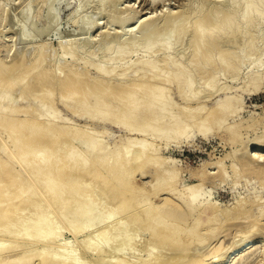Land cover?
<instances>
[{
	"label": "bare ground",
	"instance_id": "bare-ground-1",
	"mask_svg": "<svg viewBox=\"0 0 264 264\" xmlns=\"http://www.w3.org/2000/svg\"><path fill=\"white\" fill-rule=\"evenodd\" d=\"M6 1L0 23L15 40L0 41V264H264V197L222 207L207 187L224 180V157L236 174L264 183V123L248 137L245 119L228 121L243 111L245 91L264 90V60L251 54L264 0H188L181 11L141 17L127 29L138 13L119 6L126 0H85L74 16L93 3L95 14L107 9L108 21L125 30H100L97 49L116 46L98 59L86 34L76 45L60 38L57 56L54 45L35 41L39 6H47V30L56 0L26 1L20 19L4 14ZM93 18L83 14V32L98 26ZM137 50L143 54L129 58ZM239 70L241 84L218 82L220 74L238 80ZM107 124L124 133L106 139ZM213 129L236 146L181 183V165L154 140L168 147Z\"/></svg>",
	"mask_w": 264,
	"mask_h": 264
},
{
	"label": "rangeland",
	"instance_id": "rangeland-1",
	"mask_svg": "<svg viewBox=\"0 0 264 264\" xmlns=\"http://www.w3.org/2000/svg\"><path fill=\"white\" fill-rule=\"evenodd\" d=\"M24 1L23 0H20V1L19 0H7L6 1L7 2L6 3V8L7 7H9V8H7L5 12L6 13L8 12V13L7 14L4 13V14L7 15V17L9 19L11 17H13L15 19H20V17H19L20 15L18 13V11H19L20 8H18V7H21L22 5H24L26 3V1H28L30 3H33V1H35V0H32V2H31V0H24ZM78 1L79 0H56L55 1V6L58 9V16L56 18V21L53 22V24L51 26L52 28L50 27L51 29L48 28L47 30L45 29V27L48 24V21H47L48 20L47 6H46V4H43L42 3L43 6H41V5L39 6V10L37 12V16H36V19L34 21V28L36 30H39L40 31L39 34H38V36L36 37L37 40L35 39V41L37 42V41L42 40L44 42V40H45L49 45L51 43V45H52L51 47L53 49H54V46H55V49L54 50L56 51L55 55L57 56V55H60L61 54L60 52H62V50L59 49V46H58L59 43H58V41H60L62 39L63 40H65V39L68 40V38L69 39L71 38L70 41L73 40V39H75V41H76L75 42L73 40L74 42L71 41V43H74L76 45V43L77 42L79 43V40H81L79 38H81V37L83 38L84 36H86V35L88 36L89 35V37L90 38L92 37L91 39L93 40L92 53L93 52L95 53V55H96L95 58L98 59L99 56L102 57V55H104V56H107L108 55L109 56L110 54H113V50H114V47L116 46V43L115 44L112 43L113 46L110 45V47L106 48L109 51L103 50L105 46L102 49L99 48L100 50H102V51H100L99 49H97L98 48V45H97L98 43H96V40H94V38L95 39L98 38V34L102 32L100 30H105L106 29V30L114 31V29L120 30L122 28H120L117 24L111 23V22L108 21L107 9L104 11V14H98V15L95 14V11H94L95 10V5L93 3H91V5L88 4L86 6V8H85V11L86 12H84V13H86L87 15H89V14L91 15L94 12V18L93 19L94 20L96 19V21H94V20L93 21L96 22V23L98 22V26H100V28L97 25H95L94 26L95 29H94V27H92V29H93V30L91 29L92 32L89 31V33H92V34H89V33L87 34V33L83 32L85 30L81 27V24H82V19H83V14L84 13H79V15H77V17L73 15V12L76 10V8L78 9L80 6H82L85 3V0H83V1L80 0L81 3L78 2ZM191 2H192V0H191ZM191 2L188 1V0H162V2H161V0H159V1H156L154 4H150L148 1H145V0H126V1H120V5L119 6L120 7H122V6L123 7H125V6L129 7V6H131L132 9H134V8L136 9L137 8V13H138L137 14V18H138V20L134 19L133 22H131V24H129V25H127L125 27L127 29V28H130V27H133L134 25H138V23L140 22V20L143 17H145V16H148V15H151L152 16V14H153V16L160 17L163 14L168 13V12H171V11L173 12L174 10H175V12H177L176 10L180 9L181 7H182L181 9L183 10V8H185L186 6H188V4L191 3ZM19 3H20V5H19ZM181 4H182V6H181ZM92 5H94V6H92ZM184 5H186V6L183 7ZM14 7L16 8V10H15ZM40 7H41V9H40ZM87 8H89V10ZM153 8L156 9V10L153 11ZM8 9H11V10L8 11ZM181 9L179 11H181ZM14 10H15V13H14ZM96 12H97V8H96ZM17 13H18V15H17ZM38 14H39V16H38ZM104 15H106V16H104ZM72 17L78 18V19H76L77 20L76 22H78V23L75 22V18H74V23H73V20H72L73 18ZM262 19H263V21H262ZM262 19L260 20L259 24H257V27H252L251 28V29L254 30V33L257 35V38H256V41L257 42H256V46H254V47L256 49H259V50L255 51L256 49L254 47L252 48V50L254 49V51H255V52L254 51L251 52V54L253 53V56L250 55L249 56V59H248L247 65L245 63L244 65L241 66V69H240V70L246 69L245 71L243 70L244 73H246L247 70H248V67H250L249 66V61H251L250 58L252 59V57H253L254 60L255 59H257V60H264V47L261 46V45H264V42H261L262 39L264 41V37H261L262 39L259 40L261 33H262V35L264 34L261 31V30L264 31V16H263ZM157 21L159 22L160 20H157ZM2 24H4V23H2ZM2 24L0 23V26L3 29V31L1 30L2 32L0 31V35L2 34L0 36V41L2 43H4V44H6V43L8 44V42H11L10 40H13L15 38V35H14V37H11L15 33H13L12 30H10L9 28L6 29V23H5L4 26H2ZM4 27H5V29H4ZM42 27H43V29H42ZM97 27H98V29H97ZM142 27L145 30V28L147 26L143 24ZM53 28H55V29H53ZM4 30L5 31L6 30H10V31L5 32ZM46 31H48L49 33L46 32ZM81 31H82V33H81ZM122 31H124L123 33H125V30L124 29H122ZM256 31H257V33H256ZM43 33H45V34H43ZM143 33H144L143 30H138V31H136V36L137 37H140L141 34H143ZM70 35H71V37H70ZM76 35L77 36L79 35V36L77 37ZM74 36L77 38L78 41L76 40V38H74ZM128 36H130V35L129 34H124L123 35V39L121 38L122 41H125V40L128 41L130 39ZM2 37L3 38L4 37H8V38H4L3 39ZM39 38H41V39H39ZM60 38H62V39H60ZM14 40H13V42H14ZM258 40H259V43L261 42L260 44H257L258 43ZM5 41H6V43H5ZM75 45H73V46H75ZM111 46H112V49L113 50L111 49ZM257 47H259V48H257ZM78 48L79 49H77V52H76L77 55L76 56L77 57L78 56L80 57V55L81 56L83 55V52L82 51L84 49H82L80 47H78ZM93 48L96 51L98 50L97 53L95 52V50ZM138 50L142 51L143 48H140L139 47ZM57 51H58V53H57ZM103 51H105V53ZM140 51H138V53L136 51H135L136 53H134V52L131 53L132 55L129 56V58L134 59L135 56H137V54L138 55H142L143 53H141ZM174 52L172 54L173 55H177V57H179L178 54L176 52L174 54ZM79 53H81V54L78 55ZM94 53L92 54V56H94ZM84 55H86V52H84ZM102 59H104V57ZM111 62H113V61H111ZM115 62L116 63H118V62L119 63H124L125 60H119V61L116 60ZM240 70H239V74L240 75H238L239 76L238 77V80H236V79L235 80H232L231 78H229L228 75H227L228 76V79H227L226 75L225 76H221V74H220L219 75V79L221 78V80L222 79L223 80L220 81L218 79V82H220L221 84H226V83L227 84H230L231 83L232 85H235V84H237L236 81L237 82L240 81L239 83L241 84L242 78L245 75ZM222 75H224V74H222ZM239 78H240V80H239ZM223 82H225V83H223ZM261 90L262 91H260L258 93H255V94H251V93H248V91H245L243 93V98H244L243 99V104H244L243 111H241L240 114H238L236 116H233L231 118L230 117L228 118V121H230V122H235V121L237 122V120H238V122H240L241 119L242 120L245 119L246 121L245 120H244V122L242 121V124L244 125V123H245V125H246L245 127L246 128L243 127V129H245V130L241 129V131L245 135H248L249 134L248 137H251V136L255 135V133H259L258 131H261V129H263L262 126H263V123H264V90L263 89H261ZM172 94L175 97V99H177V100L179 99L176 96L175 91H173ZM223 94L224 93L222 91H219L218 93H215L213 95L215 97L212 96V98L210 97L209 100L206 101L207 105H212L214 103V101L217 98H219L220 96H222ZM179 101H180V99H179ZM58 107L62 110V113L65 114V112L67 110H65V108H63L61 104H59ZM68 113L69 112L67 111L65 115H69ZM252 115H254L253 116L254 118L252 117ZM255 116L258 117L259 121L256 120L257 118H255ZM250 117L253 118V119H251ZM233 119H235V120H233ZM252 120H253V124L251 122ZM255 120H256L257 123L255 122ZM75 121L78 122V123L81 122L80 124H83L86 120L84 118H81L80 119V118H77L76 117V120ZM82 121H83V123H82ZM249 122H250V126H251L250 128H248L249 126H247V124H249ZM256 125L258 126V128H257ZM99 126H101V124ZM106 126L108 127V129H110L109 130L110 131V135L106 137V139H108V140H111L112 141V139L115 138V136H116V138H118L119 137L118 136L119 134H123L124 133V130L122 128L120 129L117 126L108 125V124ZM253 129L256 130L257 132L254 131ZM244 131H247V133L248 132H250V133L247 134L246 132L244 133ZM224 132L225 131H217L216 129H213V131H210V133L208 134L209 136L207 138H203L201 136L202 134L197 133V134H195V137H192L189 140V142L187 141V143L185 141L183 143H181V144H177L175 142H172L170 144V146H168V147H165V141L162 140V139H157L158 141L155 139L156 141L154 140V142H156V144H157V142H159L158 145H160V142H161V145L162 146L160 145L161 146L160 148H161L162 153L164 152L163 154L165 156H168V155L173 156L177 160V165L178 166L181 165L180 166V169L182 170L181 172H183V174L181 173V177L183 179V180H181V183H182V181L185 182V183H191V182L196 181V178L193 176V174L197 171L198 168H200V166L203 163L209 162V161L210 162L211 161H216V160H219L220 158H223L221 156H225L224 154L225 153L227 154L229 152L228 150H231L233 147L236 146L233 143L231 144V142L229 141L230 139L227 140L229 133L225 132V135H224ZM224 136H225V138H224ZM226 140H227V143L225 142ZM228 142L231 145H229ZM231 162H232L231 159H229L227 157L226 158L224 157V166L226 167V171L224 173V180L222 179L221 180V183H219V181H217L216 183L214 182L216 185H214V183L207 185V187H209L212 190V196H213L214 199L217 200V202L219 203V205L222 206V207L223 206H231V204L233 205V203L235 202L236 199H238V197H242V196L247 201H250V197H253L256 193H257V195H260V196L264 197V183H262L259 178L252 177V176H250L248 174H246L247 176L246 175H242V174L241 175L240 174H236L234 172V170L232 169L231 165H230ZM149 170H150V167L146 166L145 167V171H148L149 172ZM148 172H146V173L148 174ZM233 172L236 174V176H234V173ZM147 177L148 176L144 177L143 180H146V179L149 178V177L148 178ZM219 184H220V186H219ZM258 240H259V242H258L259 245L261 243V247H262V243H264V237H262V238L259 237ZM258 254H259V252L256 255H254V257H256V256L258 257L256 259H259V257H260V256H258ZM254 257H253V259H255Z\"/></svg>",
	"mask_w": 264,
	"mask_h": 264
}]
</instances>
